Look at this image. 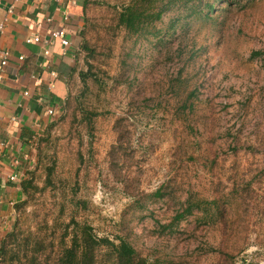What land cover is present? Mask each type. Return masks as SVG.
Segmentation results:
<instances>
[{"label": "rangeland", "instance_id": "1", "mask_svg": "<svg viewBox=\"0 0 264 264\" xmlns=\"http://www.w3.org/2000/svg\"><path fill=\"white\" fill-rule=\"evenodd\" d=\"M132 2L90 0L86 8V34L99 54L95 60L81 52L80 67L93 64L97 76L87 86L73 79L72 105L65 110L62 102L53 125L35 138L28 173L34 171L36 187L12 221L9 231L18 216L13 248L35 232L46 242L61 238L77 188L90 202L99 236L132 231L131 241L150 259L264 264V0L217 12L215 29L194 19L185 27L179 22L167 51L159 44L140 48L117 26L118 12ZM186 31L184 42L207 48L197 66L183 71L191 84H203L194 114L183 119L176 114L179 87L170 79L182 66L175 52ZM254 49L263 53L253 58ZM75 96L96 111L91 120L75 111ZM235 143L243 147L234 150ZM161 189L165 197L155 195ZM208 198L227 201L226 214L213 210L207 222L195 211L166 226L187 199ZM8 258L0 264H22Z\"/></svg>", "mask_w": 264, "mask_h": 264}, {"label": "trees", "instance_id": "2", "mask_svg": "<svg viewBox=\"0 0 264 264\" xmlns=\"http://www.w3.org/2000/svg\"><path fill=\"white\" fill-rule=\"evenodd\" d=\"M254 0H133V2L123 8L117 14V26L128 31L130 37H135L134 44L143 47L145 43L151 44L153 47L165 46L166 51L172 48L169 39L170 34L176 33L175 29L179 22L189 25L194 20H199L201 23L209 24L212 29L217 28L218 13L222 11H230L231 6L242 5L243 9H251L250 2ZM90 4V0H82L81 15L85 19L86 8ZM218 12V13H217ZM216 14V15H215ZM87 25L83 23L80 32V50L76 54V66L68 74L66 79L67 95L64 98L62 108L68 110L72 105L71 98L72 90L70 82L73 79L80 77L84 84L88 85V78L97 76L93 70L94 65L91 64V69L85 70L80 67V55L84 50L88 52V56L92 59H97L99 50L93 46L87 37ZM184 39L180 41L175 54H177L182 66L176 75L171 78V86H178L177 92L180 107L176 109L180 113H184L183 119H187L190 114H194L196 99L199 96L203 84L190 83L189 76H183V71L199 64V59L202 53L207 48L204 44L184 42L188 31L184 33ZM150 35V36H149ZM195 37H193L194 39ZM157 39V42H156ZM137 42V44H136ZM263 53L262 50H253L251 57L255 58ZM176 82V83H175ZM87 93V92H86ZM86 93H84L86 95ZM78 107L75 111L80 112L81 117L86 121L92 119L96 115V111L89 107H84L80 97L75 96ZM189 110V111H188ZM192 116V115H190ZM182 119V116H179ZM53 122L46 125L45 131H48ZM211 143V140L209 141ZM242 144V143H241ZM240 146V147H239ZM243 145L235 143L233 149L242 148ZM213 149H210L211 151ZM214 153H217L214 152ZM217 157L213 159L216 164ZM26 179L21 181V186L24 195L26 196L30 188L36 187L34 184V171L28 173ZM47 181L52 185V171L48 172ZM162 188L167 189L166 185ZM238 186L234 187L236 192ZM74 193L71 198L72 209L69 213V221L64 229L61 238L51 237V240L46 242V237L35 233L25 236L14 246L16 239L19 237L18 232V216L17 225L13 226L6 235L0 240V263L1 260H6L9 256L10 262L19 261L22 264H170L164 259H150L142 255L136 246L131 241L132 231L124 235H118L116 238L109 236H99L92 224V208L87 197L79 195L77 188H74ZM168 195L172 196L173 192L168 191ZM166 192L162 189L155 194L159 197H165ZM167 195V196H168ZM222 198V196H220ZM187 199L186 203L181 204V208L177 209V213L173 220L166 226L172 227L176 223L184 220L190 215L195 214V211H202L207 219L211 220L213 210L218 211V215L226 214L227 210L223 207L224 199ZM26 198L20 200L15 206V216L19 214L26 203ZM214 207H213V206ZM48 223V220L45 219ZM52 228V227H48ZM50 237V236H49ZM56 242V243H55ZM21 252L22 257L20 256ZM5 264H8L6 262Z\"/></svg>", "mask_w": 264, "mask_h": 264}, {"label": "crops", "instance_id": "3", "mask_svg": "<svg viewBox=\"0 0 264 264\" xmlns=\"http://www.w3.org/2000/svg\"><path fill=\"white\" fill-rule=\"evenodd\" d=\"M81 2L63 0L59 7L57 0H0L1 237L11 228L16 204L25 198L21 181L33 162L35 138L52 119L47 108L58 109L67 95L66 79L80 50ZM56 28L68 32L71 45L66 54L59 40L50 37ZM37 35L41 42H27ZM3 51H10V57L1 68ZM11 175L17 179L11 180Z\"/></svg>", "mask_w": 264, "mask_h": 264}, {"label": "built area", "instance_id": "4", "mask_svg": "<svg viewBox=\"0 0 264 264\" xmlns=\"http://www.w3.org/2000/svg\"><path fill=\"white\" fill-rule=\"evenodd\" d=\"M63 0H57V2L59 3V7H60V4ZM66 16V19L68 18V14L65 15ZM48 21H52V18H48ZM0 28L3 29V25H0ZM51 39L52 40H59L60 42V45L63 47V53H67L70 45H71V40L69 39L68 37V32L65 28H56V29H53L51 31ZM27 42H41V37L39 35L35 36V37H32V38H28L27 39ZM51 42V40L49 41V43ZM50 51L47 49L46 50V53L48 54ZM10 57V51H3V58H2V61H1V68H3L7 62H8V59ZM20 59H24V56H20ZM2 79V76L0 75V80ZM26 94H29L28 91L25 92ZM55 111L56 109H54L53 107H49L47 108V113H49V115H53L55 114ZM28 156V155H26ZM16 164H19V160L16 159ZM10 179L11 180H15L17 179V175H11L10 176ZM2 228V224L0 222V230ZM1 235H0V240H1Z\"/></svg>", "mask_w": 264, "mask_h": 264}]
</instances>
